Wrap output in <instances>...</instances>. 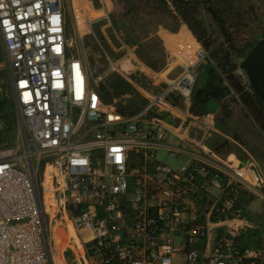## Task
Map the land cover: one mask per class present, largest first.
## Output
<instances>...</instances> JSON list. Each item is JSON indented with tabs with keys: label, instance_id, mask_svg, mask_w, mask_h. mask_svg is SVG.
<instances>
[{
	"label": "built area",
	"instance_id": "1",
	"mask_svg": "<svg viewBox=\"0 0 264 264\" xmlns=\"http://www.w3.org/2000/svg\"><path fill=\"white\" fill-rule=\"evenodd\" d=\"M0 40L27 131L26 146L0 148V264H50L48 165L54 215L66 214L89 264H264L243 202L249 189L262 190L257 168L207 145V131L195 138L159 116L165 110L192 117L169 98L173 93L190 105L206 59L202 48L182 60L174 77L131 46L100 69L72 51L62 0H0ZM113 71L163 85L147 93L141 112L128 114L101 94ZM237 73L248 81L240 64ZM170 134L178 144L165 141ZM162 148L184 159L177 166L160 162Z\"/></svg>",
	"mask_w": 264,
	"mask_h": 264
},
{
	"label": "rangeland",
	"instance_id": "2",
	"mask_svg": "<svg viewBox=\"0 0 264 264\" xmlns=\"http://www.w3.org/2000/svg\"><path fill=\"white\" fill-rule=\"evenodd\" d=\"M192 3L187 11V22L192 28L199 22L204 31L203 39L211 46L218 40L223 43V56H227L230 68H225V58L207 54L179 16L173 0H62L72 51L92 66L97 63L100 69L131 46L142 61L168 77H174L184 68L182 60L190 59L198 47L205 51L206 59L197 67L190 105L186 106L184 98L179 95L171 93L169 98L178 108L188 107L192 117L184 119L178 115L179 111L172 115L165 110H160L159 116L178 127L179 132L189 133L195 138H200L207 131L204 140L207 145L222 153L233 151L242 161L249 160L251 167L257 168L262 178V190L255 192L249 189V198L243 200L249 199V234L252 241L263 245L264 260V133L229 83V76H233L242 86V91L251 87L249 81L238 75L237 68L253 45L264 38V0H192ZM210 7L218 12L222 25L208 9ZM210 68L215 79H211ZM101 84L110 92L115 84L125 88L113 99L117 107L128 114L141 112L149 102L147 93L157 92L163 85H155L138 72H132L127 79L117 71L110 73ZM209 92L213 95L207 94ZM198 98H203V101ZM196 101L197 106L193 109ZM21 125L27 137L23 119L18 117V109L13 102L0 40V148H21L24 143ZM179 140L177 135L170 134L165 141L178 144ZM156 159L177 166L184 156L173 157L162 148L157 151ZM249 177L257 184L258 176L252 173ZM45 221L51 250L53 237L50 225L58 221V228L66 232V222L62 212L56 215L45 212ZM63 255L66 264H89L87 256H82L74 244H65Z\"/></svg>",
	"mask_w": 264,
	"mask_h": 264
},
{
	"label": "trees",
	"instance_id": "3",
	"mask_svg": "<svg viewBox=\"0 0 264 264\" xmlns=\"http://www.w3.org/2000/svg\"><path fill=\"white\" fill-rule=\"evenodd\" d=\"M175 3V7L177 11L179 12V16L183 18V20L188 24L189 31L192 33V35L201 42V45L207 52V54L213 57H219L220 59L225 58V68H230V64H228V58L227 56H223V43L221 41H215L214 46H211V43L206 42L203 39V28L201 27V24L199 22H196L198 25L194 28L192 26L190 27V24L187 22V11L191 9V6H193L192 0H173ZM213 16L218 19L220 24L222 25L221 19H219L218 12H216L215 9L212 7L208 8ZM227 42L229 40L227 39ZM231 47H233L232 44H230ZM213 70L209 69V74L212 76L211 79H215L212 75ZM229 83L230 85L237 91L238 95L240 96L242 102L245 104L246 108L250 112L253 120L256 122L258 127L261 129V131L264 133V104L260 101L257 94L253 91L252 87H249L248 90L242 91V86L236 80L233 76H229ZM249 84V83H248ZM101 88V94L103 95V98L109 101H112L114 96L119 95L120 93L125 91V88L121 84H115L113 85V91H108L104 85L100 84ZM218 93V92H215ZM207 94L213 95L212 92H209ZM199 101H203V98H198ZM197 101L193 103V109L196 108Z\"/></svg>",
	"mask_w": 264,
	"mask_h": 264
},
{
	"label": "bare ground",
	"instance_id": "4",
	"mask_svg": "<svg viewBox=\"0 0 264 264\" xmlns=\"http://www.w3.org/2000/svg\"><path fill=\"white\" fill-rule=\"evenodd\" d=\"M51 167L48 165L45 171V191L43 195V203L45 205L46 210L50 215L54 214L56 205H55V198L53 196V188L50 185L51 182ZM63 217L65 218L66 222V232L62 229L58 228V221L55 222L53 225H50V229L52 231L53 243L51 245V257L53 264H66L65 258L63 255V247L65 244L73 245V243H77V247L79 250L81 249L80 243L78 238L74 232L72 224L70 220L67 218L66 214L63 213ZM52 227V228H51Z\"/></svg>",
	"mask_w": 264,
	"mask_h": 264
},
{
	"label": "water",
	"instance_id": "5",
	"mask_svg": "<svg viewBox=\"0 0 264 264\" xmlns=\"http://www.w3.org/2000/svg\"><path fill=\"white\" fill-rule=\"evenodd\" d=\"M5 60H6V56H5ZM240 65L245 69L248 81L250 82L253 91L257 94L260 101L264 104V38L259 39L253 45V47L250 49L247 55L241 60ZM18 117L21 118L19 109H18ZM20 128H21V134L23 136V142L26 146L25 131L22 125L20 126ZM37 202L40 205L39 197H37ZM44 239L47 246V254L49 257L50 264H53L51 251L48 243V235L46 231L44 232Z\"/></svg>",
	"mask_w": 264,
	"mask_h": 264
},
{
	"label": "crops",
	"instance_id": "6",
	"mask_svg": "<svg viewBox=\"0 0 264 264\" xmlns=\"http://www.w3.org/2000/svg\"><path fill=\"white\" fill-rule=\"evenodd\" d=\"M247 197L249 198V196L247 195V196H244L243 199L245 200ZM244 200H243V202H244ZM244 204L247 208L248 215H249V199H247L246 202H244Z\"/></svg>",
	"mask_w": 264,
	"mask_h": 264
}]
</instances>
